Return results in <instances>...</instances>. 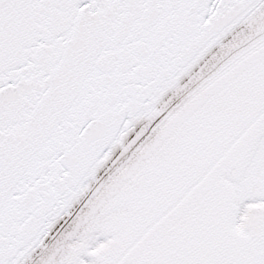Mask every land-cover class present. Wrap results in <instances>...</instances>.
Masks as SVG:
<instances>
[{
	"label": "snow or ice",
	"instance_id": "6c2138e0",
	"mask_svg": "<svg viewBox=\"0 0 264 264\" xmlns=\"http://www.w3.org/2000/svg\"><path fill=\"white\" fill-rule=\"evenodd\" d=\"M0 264H264V0H0Z\"/></svg>",
	"mask_w": 264,
	"mask_h": 264
}]
</instances>
